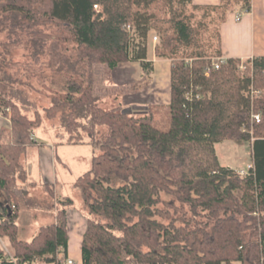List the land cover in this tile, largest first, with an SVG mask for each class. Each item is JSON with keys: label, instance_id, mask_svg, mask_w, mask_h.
<instances>
[{"label": "trees", "instance_id": "1", "mask_svg": "<svg viewBox=\"0 0 264 264\" xmlns=\"http://www.w3.org/2000/svg\"><path fill=\"white\" fill-rule=\"evenodd\" d=\"M251 8L252 0L207 6L193 0H0L3 30L28 32L37 54L49 57L48 71L65 77L61 93L44 108L46 117L61 118L64 143H89L99 151L73 183L87 219L83 264H264V56L229 58L212 68L223 56L228 14ZM46 25L68 37L36 31ZM152 32L162 40L156 56L172 62L167 131L156 127L151 111L136 116L122 106L106 109L95 92V64L113 71L139 62L142 77L153 72ZM15 66L0 60V74ZM22 94L0 90L1 115L11 111L0 129L6 198L0 236L14 248L12 257L0 248V264H67L70 197L59 200L56 221L31 241L19 237V206L37 186L24 157L37 144L34 131L43 120L38 108L29 115L30 99ZM254 114L259 123H252ZM227 140L251 141L246 175L220 163L215 145ZM43 187L55 197L52 184Z\"/></svg>", "mask_w": 264, "mask_h": 264}, {"label": "rangeland", "instance_id": "2", "mask_svg": "<svg viewBox=\"0 0 264 264\" xmlns=\"http://www.w3.org/2000/svg\"><path fill=\"white\" fill-rule=\"evenodd\" d=\"M237 14V11L234 12ZM244 13H242L243 16ZM7 25L0 24V60L6 63L15 64V67H10L4 73L6 80L3 79V74H0V90H6L8 87L18 89L23 92L22 97L25 96L30 99L28 102L29 115L33 116L34 108H38L42 113V124L34 131V138L41 144L52 143L60 150V155L64 159L65 166L60 164L59 168V183L54 186L55 197L51 198L48 191L40 185V177L38 159L35 155L38 147L33 146L29 148L26 156L24 157L25 167L29 170V180L37 184L32 187L29 202H21L19 209L20 213L27 212L28 215L36 213L41 217L52 203L57 205V201L62 200L63 196L73 199L75 207L82 204L80 192L73 187V183L83 173L87 172L90 168L92 158L99 153L94 150L91 144L84 143L78 145H70L64 143V139L60 136L63 132L61 118L55 117L49 119L46 117L44 108L51 105V97L53 93H61L65 84V77L59 72L48 71L46 62L48 56L41 51L37 54L34 47L31 46L30 40L32 39L28 32L20 34L16 31V35L8 34V28L3 30ZM36 31L43 32L44 34H58L62 39L68 37L66 31L57 28L55 25L37 26ZM155 33L156 32H152ZM20 34V35H19ZM158 35V34H157ZM152 36V34H151ZM159 46L162 42L161 37ZM21 41L19 44L13 45L11 51L5 50V47H10L15 42ZM70 44L69 42L66 43ZM71 46V45H70ZM65 52V49H60ZM10 52V53H8ZM71 54L70 51H67ZM37 61V62H36ZM136 64L140 70V76L135 75ZM41 70L44 72L40 73ZM95 92L100 97V105L106 109L122 106L124 111L132 115L143 116L151 111L154 115L155 125L157 128L167 131L171 126V114L169 103L166 101L164 95L166 90L156 88V92H160V96H151L145 94L149 92L153 83V72L148 77L143 76V71L139 62L126 63L116 70H110L106 65L95 64L93 66ZM160 83V82H158ZM32 85V86H30ZM136 85V88H135ZM145 94V95H144ZM138 107V108H137ZM7 115L5 118L10 120L11 111L6 109ZM1 114V113H0ZM4 117V116H3ZM252 123H254L252 121ZM256 124V123H255ZM86 138V137H85ZM251 141L242 140H227L215 145L220 163L223 166L233 168L238 173L246 171L249 165H252V145ZM39 152V151H38ZM59 155V156H60ZM63 166V167H62ZM62 177V179H61ZM64 183H63V181ZM172 197H167L170 200ZM60 202V201H59ZM179 205V203H176ZM174 216V211L171 212ZM189 215V214H188ZM30 224H28L29 226ZM20 238L29 240L31 238V226L24 229V224L19 223ZM39 228H35V234L38 233Z\"/></svg>", "mask_w": 264, "mask_h": 264}, {"label": "crops", "instance_id": "3", "mask_svg": "<svg viewBox=\"0 0 264 264\" xmlns=\"http://www.w3.org/2000/svg\"><path fill=\"white\" fill-rule=\"evenodd\" d=\"M221 0H193V3L196 5H219ZM236 12V11H235ZM242 11L237 10V14H240ZM236 13L232 12L228 14L227 20L223 23L221 27V36H222V54L223 58H238L243 61L252 59L254 57L264 56V0H252V8L248 13H244L242 18L238 21L236 20ZM156 44L153 43L151 37L149 38V47H148V60L153 62V83L150 87L149 92L145 94H150L151 96H160V92H156L157 89L166 90V95H164L166 101L170 102V75H171V65L172 62L166 58L157 57L154 51ZM135 75L140 76V70L136 64ZM160 82V83H158ZM144 94V95H145ZM138 108V107H137ZM10 120L3 117L0 114V129L2 126L8 125ZM37 144L33 147H38L36 156L38 159V166L40 177L43 178L40 185L43 184H52L56 186L59 183V165L62 164L65 166L64 159L62 154L60 155V150L57 146L52 143L41 144L38 140ZM31 148V147H29ZM29 150V149H28ZM28 152V151H27ZM60 155V156H59ZM63 167V166H62ZM27 169V168H26ZM28 171V175L29 170ZM62 179V177H61ZM63 181V180H62ZM64 183V181H63ZM32 187L29 188L28 197L31 196ZM56 195V194H55ZM67 197V196H63ZM6 203V198L4 193L0 192V212L3 210ZM61 206V203L57 201V205L52 203L45 211L43 217L39 214L33 213L28 215L27 212L20 213L18 209L19 217L17 220V225L19 228V223L24 224V229L27 227H32L30 235L31 241L32 238L36 235L35 228H40L43 225H47L56 221L57 209ZM67 222H68V233H69V242H68V259L73 260L75 264H83L82 261V241L83 236L86 231V215L82 210V204L79 207H75V204L70 206L67 209ZM28 224H30L28 226ZM39 231V229H38ZM19 237H20V228H19ZM21 239V238H20ZM23 240V239H21ZM0 248L9 256L14 255V248L8 237L0 236ZM40 264H53V263H40Z\"/></svg>", "mask_w": 264, "mask_h": 264}, {"label": "built area", "instance_id": "4", "mask_svg": "<svg viewBox=\"0 0 264 264\" xmlns=\"http://www.w3.org/2000/svg\"><path fill=\"white\" fill-rule=\"evenodd\" d=\"M94 7H95V9H98V6H97V5H95ZM241 18H242V13L236 15V20L239 21ZM151 39H152L153 43L156 44V45H157L158 43H160V39H159L158 35L155 34V33H152ZM226 60H227V59H225V58H223V57L218 58V60H215V61L213 62V66H212V68H214V69H218V68L220 67L221 64L225 63ZM252 119H253V122H254V123H259L260 120H261V118H260V114H254V115L252 116ZM250 168H251V165L248 166V169H247L246 171H245V170H244V171L242 170V171L239 172V174L242 175V176H243V175H246L247 172H248V170H249ZM67 264H75V263L73 262V260L68 259V260H67Z\"/></svg>", "mask_w": 264, "mask_h": 264}]
</instances>
